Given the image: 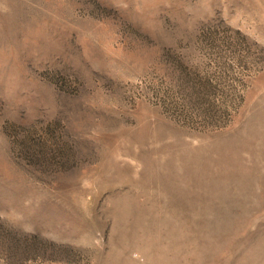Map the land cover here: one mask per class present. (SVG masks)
Here are the masks:
<instances>
[{
    "label": "rangeland",
    "instance_id": "1",
    "mask_svg": "<svg viewBox=\"0 0 264 264\" xmlns=\"http://www.w3.org/2000/svg\"><path fill=\"white\" fill-rule=\"evenodd\" d=\"M0 264H264V0H0Z\"/></svg>",
    "mask_w": 264,
    "mask_h": 264
}]
</instances>
